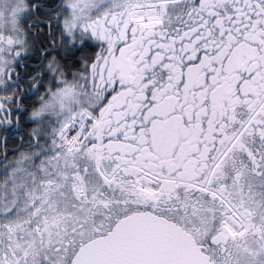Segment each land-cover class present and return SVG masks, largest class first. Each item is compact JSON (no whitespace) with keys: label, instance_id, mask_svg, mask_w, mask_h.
Listing matches in <instances>:
<instances>
[{"label":"snow or ice","instance_id":"6c2138e0","mask_svg":"<svg viewBox=\"0 0 264 264\" xmlns=\"http://www.w3.org/2000/svg\"><path fill=\"white\" fill-rule=\"evenodd\" d=\"M0 264H264V0H0Z\"/></svg>","mask_w":264,"mask_h":264}]
</instances>
